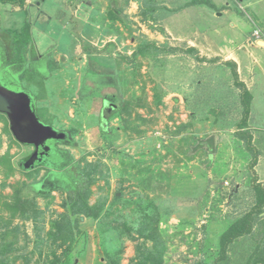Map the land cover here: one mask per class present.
Segmentation results:
<instances>
[{"label":"rangeland","instance_id":"rangeland-1","mask_svg":"<svg viewBox=\"0 0 264 264\" xmlns=\"http://www.w3.org/2000/svg\"><path fill=\"white\" fill-rule=\"evenodd\" d=\"M191 1L32 0L24 8L0 4V70L7 71V86L36 101L42 125L70 133L75 146L62 149L68 150L73 164L78 161L82 168L86 162H97L103 175H95L101 178L90 186L89 204L105 197L108 205L115 194L129 202L144 196L137 184L149 174L133 170L124 174V155L142 162L141 168L164 174L168 188L146 191L155 204L173 205L159 224L166 247L164 264H202L208 254V264H213L220 251L219 230L230 224L227 216L250 209V183L264 186V46L256 44L253 33L259 29L264 40V0H208L209 5L188 6ZM109 11L118 19L112 21ZM143 47L148 53L141 55L138 50ZM245 84L252 98L247 120ZM154 91L163 95L159 107L153 101ZM107 95H114L118 108L124 109L126 100L133 99L152 110L137 109L149 120L148 125L133 121L143 134L123 129L122 119H133L135 112L130 118L123 114L122 119L106 121L104 110L114 99ZM194 120L198 122L180 136L171 135L178 124ZM6 124L0 114V157L9 152L16 164L28 150L11 138ZM192 133L194 141L189 139ZM185 137L186 143L181 142ZM83 156L85 161H80ZM58 160L53 159L74 186L77 173L63 169L64 162ZM252 161L254 167L248 168ZM23 170L6 180L3 194L11 196L17 183L34 181L35 172L25 166ZM44 174L40 171L35 180ZM53 175L64 187L68 178ZM206 183L207 196L191 195L190 189L201 184L202 189ZM231 190L238 192L229 196ZM51 196L49 207V199L36 197L37 207L47 210L40 231L32 221L17 220L12 226H19L14 264H42L53 249L58 255L64 251L52 246L46 234L65 212L67 193L56 191ZM114 208L119 211L105 221L116 216L130 223L135 219L134 204L117 203ZM212 216L214 224L209 227ZM79 220L82 225L74 235L80 242L70 249L73 264H105L101 228L84 216ZM180 220L188 224L181 226ZM130 236L135 239L110 237L114 249H122L121 264L136 261L143 242L135 232ZM251 239L244 236L229 245L233 264H264ZM152 247L145 241L144 249Z\"/></svg>","mask_w":264,"mask_h":264},{"label":"trees","instance_id":"trees-1","mask_svg":"<svg viewBox=\"0 0 264 264\" xmlns=\"http://www.w3.org/2000/svg\"><path fill=\"white\" fill-rule=\"evenodd\" d=\"M30 1L32 0H0V4L14 5L18 6L19 8H24L30 3ZM194 4L209 5L210 3L208 0H192L188 6ZM108 14L110 17V11ZM116 14L110 17V19L112 18V21L118 19V15ZM41 16H43V14ZM144 18H146V16ZM255 30H257V28H255L254 31ZM138 51L139 54L144 55L145 51L147 52V49L143 47ZM136 55L137 53L134 52L132 57L135 58ZM239 86L244 88L242 84H239ZM162 97L163 95H159L154 91L153 101L157 107L162 105ZM243 97L249 99L248 102H244L245 112H243L247 120L249 116L251 95L247 90H245ZM138 108H142L144 110L147 109V113H153L150 108L146 107V105H143L141 102L138 103L133 101V99H128L126 100L124 109L118 108V105L112 108L111 114L106 121L109 122L113 118H119L123 114L130 118L131 114L135 112L136 115L131 120L126 118L122 119L121 117L123 121V129L125 131L131 130V132L138 135L143 134L144 130H140L138 126H133V121L136 119L140 121L141 125H148L149 120H146L137 113ZM194 115L190 117V120L195 117ZM195 122L198 121L194 120L178 124V126L174 128V131H172L173 133H171V135L180 136L183 132H186L188 129L192 128ZM244 129L239 128L240 131H244ZM8 134H10V132ZM189 136L191 137L189 138L191 141L195 140L196 135L194 133L189 134ZM11 138L13 137L11 136ZM186 139L187 137L180 138L181 142L183 143H186ZM12 140L15 145L19 146L16 142H14V139ZM67 145L72 147L75 146V144L70 141L67 143ZM200 147L201 145L199 144L195 148L198 149ZM57 152L59 159L58 161L64 162V165L62 166L67 167H63V169L77 173L74 174L76 178L74 186L71 187V181L67 177L66 173L64 171L62 173V170H60L58 167L59 164L53 163L55 162L53 161L52 165L43 164L33 171L30 170L31 172H35L34 181L32 183H17L11 196H7L2 192L3 188L7 186L6 180L15 175L17 169L21 172H25V170H23L24 166L22 163H20L21 159L18 160L16 164H14L12 156L9 152H6L0 157V173L3 174V182L0 184V264H14L16 261L17 255L15 256L14 253L16 254V252L19 250L17 247L19 226L17 225L12 228L15 221L22 220L25 223L32 221L39 226L38 231H40L41 227H43V223L45 222L44 216L47 210L41 211L37 207L36 197L41 196L44 199H49L50 203L47 205L49 207V205L52 203L51 201L53 200L51 196L52 191L67 193V199L62 204L65 212L60 214L59 217L51 223V228L46 234V240H51L52 246L56 248H60L61 246L64 247V251L58 255L56 249H53L49 255L50 259L45 258L42 264H73L70 249L80 242L74 235V231H78L82 225H80V216L91 219L98 224V228H101L99 237L101 245L102 242H104V246L106 248L105 255L103 256L104 261H106L105 264H121L122 249H114V245H111V242H113V240L118 241L123 235H129L130 240H134L135 238L130 236V233L133 232H135L139 238H142L143 242H141L138 246V255L136 256V261H134L132 264H164L163 257L166 247L165 241L160 235L159 224L163 219V216L168 214L173 209V205H169V207H163L161 204H155V202L149 198V195L146 192L147 190L162 189L164 187L168 188V182L164 184L162 179L164 174L161 172L154 174L151 172V168H141L143 166L142 162L135 161L133 158L124 155V157L127 159V162L125 160L122 161L121 159L122 171L124 174H128V170H133L137 175H141L143 173L149 174V176L146 178L138 180L137 184L140 191L144 193V196L139 195L135 201L129 202L128 200L124 199L123 196L119 197L117 194H115L113 200L108 205L106 203L105 197L98 199L94 204L90 205L88 201L92 194L90 186L95 183L98 178H101L100 176L95 177V175H103L101 171H98L97 169L98 165L95 164L97 162L93 164L86 162V164L80 168L78 161L75 162L76 164H73V158L70 156L68 150H63L61 148L57 149ZM180 152L182 151L180 150ZM85 159V156H83L80 161H85ZM71 161L72 164L69 166ZM254 165L255 161H252L248 168H252ZM53 170H57L55 171L56 174H61L62 177L66 176L68 178V180H65V183L62 185L64 187L59 186V177L52 174L54 173ZM30 171H28V173H31ZM40 171H44L45 174L41 180L36 181L35 179ZM29 175L31 176V174ZM45 180L53 181L52 188H49L48 184H44ZM37 184L41 185L42 188L40 187L37 189ZM201 186L202 184L198 185V187L195 185L192 189H190V191L193 192L191 195L199 196L200 194L202 195L204 193V195L207 196L208 184L206 183L202 189ZM249 187L253 199L251 207L250 209L248 208L247 212H244L238 216H227V220L230 224L225 229L219 230L222 231L220 232L219 237L217 236L219 238L218 242L220 251L213 264H233L231 255H229L228 247L234 241L244 236L252 237L251 240L254 242V246H256L255 249H259L260 255L264 256V216L261 218L259 217L260 214L264 213V186L254 181L250 183ZM201 190L203 191L201 192ZM237 192L231 190L229 196H232ZM186 193L189 195V191ZM117 203H122L123 207H125V204L128 203L135 205V209L132 212V215L135 216V219L131 223L125 219L121 220L119 216L114 217L111 221H105V218L111 214H114V212L119 211L117 208H114ZM69 211L71 212L69 216H73L72 222L70 221L67 214ZM103 213H105V215H103ZM208 221V225L210 224L209 227H213V216L211 217V220L209 218ZM179 223L181 226L188 224L184 220H180ZM205 228L206 227L203 226L202 230L208 231ZM112 233L114 235H112ZM39 237L42 236L40 235ZM110 237H114V239L112 240ZM145 241H150L152 243V249L146 250L143 248L145 246ZM41 243L45 244V241L41 239ZM84 244L86 246L87 238L84 240ZM107 244H109V247L106 246ZM208 258H210L209 254L206 256V259L202 260V264H208ZM25 264H29V262H26Z\"/></svg>","mask_w":264,"mask_h":264},{"label":"water","instance_id":"water-1","mask_svg":"<svg viewBox=\"0 0 264 264\" xmlns=\"http://www.w3.org/2000/svg\"><path fill=\"white\" fill-rule=\"evenodd\" d=\"M258 45L264 46V42H258ZM6 72L7 71H3L2 73L5 74ZM32 101L33 99L28 94L14 92L0 82V113L6 115L11 122L15 121L19 127L27 128L24 132H20V134L12 132L14 138L21 145H34L36 147V151L25 163V167L40 163L44 152L39 154V145H42L43 150L46 151L49 149L48 146L44 147L47 141L59 140L65 136L63 132L57 133L52 127L44 126L39 122L33 112ZM112 108L114 107L111 103L104 111L110 113Z\"/></svg>","mask_w":264,"mask_h":264},{"label":"flooded vegetation","instance_id":"flooded-vegetation-1","mask_svg":"<svg viewBox=\"0 0 264 264\" xmlns=\"http://www.w3.org/2000/svg\"><path fill=\"white\" fill-rule=\"evenodd\" d=\"M32 63V62H31ZM6 70V69H5ZM1 73H2V69L0 70V82H2L6 87H9L7 86L9 83L8 81V77H7V73L6 74H3L1 76ZM9 89H13L11 87H9ZM25 93V92H24ZM26 94V93H25ZM109 96V95H108ZM109 97H112L114 98V95L113 96H109ZM110 98V99H112ZM110 101V100H109ZM111 102V101H110ZM112 105L113 107L116 106V103H115V98L112 100ZM32 106H33V112L35 113L36 115V101L33 99V101L31 102ZM106 112V111H105ZM1 114V113H0ZM4 116V120H6V126H7V130L8 132H10V135L14 138L12 132H17L18 134H20V132H24L27 128L26 127H19L15 121L11 122L6 115H2ZM37 117V116H36ZM109 117V116H108ZM13 127V128H12ZM58 132H63V131H58ZM65 134L64 138L62 139H59V140H52V141H47L45 144H44V147L45 146H48L49 149H47L46 151L43 150V146L42 145H39L38 146V152L39 154L43 153L44 154L42 155L41 157V161L40 163L38 164H35L33 166H29L30 170H35L37 169L39 166H42L43 164H47V165H52V162H53V159L56 160V158H58V152H57V149H61L62 148V145L66 146L67 143H69V141L72 139L70 137V133L68 132H63ZM70 137L71 139L69 140ZM15 139V138H14ZM20 146L22 148H26L28 151L26 153V155L21 158V162L22 165L24 166L25 163L29 160V158L31 157V155H33V153L36 151V147L34 145H27V146H24V145H21ZM54 163V162H53ZM44 167V166H43ZM55 172V171H54ZM60 172V171H59ZM54 174V173H52ZM44 176V175H43ZM42 177H39L38 181L41 180ZM53 181H48V180H45L44 181V184H48L49 185V188H52L53 186ZM41 187V185L39 186V188ZM42 188V187H41ZM55 192V191H52V193Z\"/></svg>","mask_w":264,"mask_h":264},{"label":"clouds","instance_id":"clouds-1","mask_svg":"<svg viewBox=\"0 0 264 264\" xmlns=\"http://www.w3.org/2000/svg\"><path fill=\"white\" fill-rule=\"evenodd\" d=\"M254 33H255V42L257 43V42H264V40L261 38V34H262V32L259 30V29H257V30H255L254 31ZM260 39H262V40H260ZM3 71H6L5 69L3 70ZM7 73V72H6ZM5 73V74H6ZM110 114H111V111H110V113L108 112L107 113V111H106V117L108 118V116H110ZM1 115H3L2 113H1Z\"/></svg>","mask_w":264,"mask_h":264},{"label":"crops","instance_id":"crops-1","mask_svg":"<svg viewBox=\"0 0 264 264\" xmlns=\"http://www.w3.org/2000/svg\"><path fill=\"white\" fill-rule=\"evenodd\" d=\"M256 44H258V42H257ZM10 55H12V54H10ZM58 59H59V53H58V55L55 56V59H54V60H55V61H58ZM65 60H66V59H64V61H65ZM9 61H10V58H9ZM16 65H17V64H16ZM16 65H15V66H16ZM18 68H19L20 70H22V68H21L19 65H18ZM65 84L68 85V81H66ZM106 87H107V85H106ZM245 87H246L247 91H248V92L250 93V95H251V88H248V86H247L246 84H245ZM103 91H104V90H103ZM69 95H70V94H68V96H69ZM107 96H108V95H107ZM73 98H74V97H73ZM251 100H252V98H251Z\"/></svg>","mask_w":264,"mask_h":264}]
</instances>
